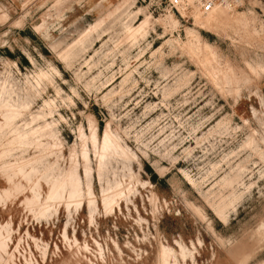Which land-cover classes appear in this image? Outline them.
<instances>
[{
  "label": "rangeland",
  "instance_id": "1",
  "mask_svg": "<svg viewBox=\"0 0 264 264\" xmlns=\"http://www.w3.org/2000/svg\"><path fill=\"white\" fill-rule=\"evenodd\" d=\"M229 12L238 17L208 28L167 0H0V89L14 85L33 114L58 105L64 147L51 161L70 167L89 117L100 140L109 124L126 150L100 177L90 143L93 220L87 204L47 218L23 195L0 205L18 262L161 264L164 246L174 264H264V0ZM196 45L213 51L210 65L192 55ZM43 70L53 81L27 93ZM79 173L85 180L83 161ZM126 184L106 212L104 192Z\"/></svg>",
  "mask_w": 264,
  "mask_h": 264
},
{
  "label": "bare ground",
  "instance_id": "2",
  "mask_svg": "<svg viewBox=\"0 0 264 264\" xmlns=\"http://www.w3.org/2000/svg\"><path fill=\"white\" fill-rule=\"evenodd\" d=\"M231 9L227 6L217 5L211 11L204 13L197 7H193L191 14L196 23L201 26L222 27L227 26L238 17V14L234 12L230 14L229 10ZM148 22L149 17L146 16L139 25H128L127 37L135 38L138 33H143ZM96 27L97 24L93 29ZM190 50L202 66H208L214 60V53L208 45L205 46V50L200 49L198 45ZM50 72L43 70L37 74L34 83L29 81V86L26 87L27 93H33L34 96L40 95L44 89L43 84L52 82L54 79ZM16 91L14 85L8 87L3 84L0 89V117L3 119L0 121V173L4 177V180L0 179V187H2L0 189V205L23 195L24 201L31 211L41 218H47L56 213L61 205H64V208L68 210L74 206L76 210L80 211L81 208L85 209V204H87L90 218L93 220L94 212L97 209V200L92 188L93 167L90 143L94 148V157L100 177L101 170L110 157L120 154V150L126 154V150L109 124L103 139L100 140L96 121L93 117H89L90 135L84 132L83 126L79 127L80 143L78 147L75 144L71 148L70 167L63 168L58 160L51 161L54 156L57 159L61 157L64 147L59 136V129L56 128L57 120L54 118L58 105L54 100H46L42 111L33 114L31 101L19 99ZM27 112H30L31 120L24 117ZM61 117L63 118L62 115ZM20 118L24 122L21 125L19 124ZM51 118L52 120H50ZM31 148L36 149L37 153L25 156L23 153ZM78 148H81L80 151ZM15 151H19L18 154L21 153L23 156L21 158L15 156L17 155L14 154ZM82 161L85 180L79 173V165ZM2 183L4 186H1ZM44 184L48 186L45 194L43 193ZM129 187V184L118 185L116 189L104 192L102 200L106 212H112L114 205L120 207V200L125 194L122 193ZM13 231L9 222L0 226V264H34L33 260L28 258H25V263L16 260L18 246H15L14 251L10 249ZM172 258V251L163 246L160 252V263L174 264Z\"/></svg>",
  "mask_w": 264,
  "mask_h": 264
},
{
  "label": "built area",
  "instance_id": "3",
  "mask_svg": "<svg viewBox=\"0 0 264 264\" xmlns=\"http://www.w3.org/2000/svg\"><path fill=\"white\" fill-rule=\"evenodd\" d=\"M175 7L177 11L188 12L197 7L202 12L207 13L211 11L217 5L223 7L234 8L245 0H167Z\"/></svg>",
  "mask_w": 264,
  "mask_h": 264
}]
</instances>
